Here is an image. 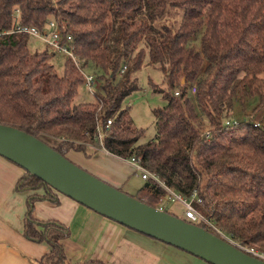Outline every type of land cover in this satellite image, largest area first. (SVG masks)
Wrapping results in <instances>:
<instances>
[{
	"label": "trees",
	"instance_id": "trees-1",
	"mask_svg": "<svg viewBox=\"0 0 264 264\" xmlns=\"http://www.w3.org/2000/svg\"><path fill=\"white\" fill-rule=\"evenodd\" d=\"M169 8L183 10L178 28H156ZM16 17L38 30L56 22L65 40L71 37L78 65L65 55L59 76L49 49L33 53L30 36L3 34ZM147 55L163 73L165 87L154 90L167 105L153 110L156 136L141 144L144 131L124 103L139 89L133 75ZM84 74L96 77L97 102L75 105ZM250 100H258L255 112L264 109V0H0V125L40 139L71 162L74 153L90 159L89 148L135 159L170 190L187 199L197 194L195 208L219 232L196 225L255 257L247 250L264 253V117L230 121L235 106ZM16 189L45 192L29 197L24 223L26 238L51 249L37 264H72L63 246L70 229L34 217L39 200L59 205L57 193L27 172ZM165 196L147 180L131 197L159 209Z\"/></svg>",
	"mask_w": 264,
	"mask_h": 264
},
{
	"label": "crops",
	"instance_id": "crops-1",
	"mask_svg": "<svg viewBox=\"0 0 264 264\" xmlns=\"http://www.w3.org/2000/svg\"><path fill=\"white\" fill-rule=\"evenodd\" d=\"M90 159L71 154L70 159L116 188H124L136 173L129 162L106 152L88 150ZM26 171L0 156V264H37L50 252L46 242H34L24 235L29 197L44 190L22 193L16 187ZM144 181V180H143ZM145 182V181H144ZM59 205L48 200L35 203L34 217L55 220L67 226L71 235L63 241L72 264L100 261L104 264H209L189 253L126 228L76 201L57 194Z\"/></svg>",
	"mask_w": 264,
	"mask_h": 264
},
{
	"label": "water",
	"instance_id": "water-1",
	"mask_svg": "<svg viewBox=\"0 0 264 264\" xmlns=\"http://www.w3.org/2000/svg\"><path fill=\"white\" fill-rule=\"evenodd\" d=\"M0 156L90 210L209 264H264L229 239L116 189L24 131L0 125Z\"/></svg>",
	"mask_w": 264,
	"mask_h": 264
},
{
	"label": "rangeland",
	"instance_id": "rangeland-1",
	"mask_svg": "<svg viewBox=\"0 0 264 264\" xmlns=\"http://www.w3.org/2000/svg\"><path fill=\"white\" fill-rule=\"evenodd\" d=\"M54 1L58 2L59 0ZM183 14L184 13L182 9L169 8L166 16L160 20H157L154 23V26L156 28L167 26L176 30L183 18ZM201 36V34L195 36L196 41L198 40L197 49L200 48L199 45L201 43ZM28 47L33 53H42L49 49L47 48L45 43L35 37H29ZM50 53H52L50 59L51 64L54 66L58 75L63 76L64 65L67 59L66 56L62 53L52 52L51 50ZM133 77L137 79L139 89L132 93L125 100L124 105L129 107V115L133 119L136 128L142 129L144 131V136L140 139V143L144 144L150 140H153L156 136V129L154 126L155 117L153 114V110L163 108L167 105V101L164 99V96L154 90V87H165L164 76L159 69V66L150 65L149 57L147 55L142 69L136 72ZM96 88H98V86H96L95 89ZM96 90L90 92L86 85L80 86L74 98V104L78 105L83 103L97 102V98L94 95V92ZM257 105L258 100H250L244 108L240 105H236L233 112V119L230 121L241 122L252 120L254 123L261 122L264 117V109L255 112L254 109ZM51 143L53 144V142ZM80 168L85 170L84 167ZM87 172L92 174L89 171ZM94 176L97 177L96 175ZM100 180L104 181L103 179ZM144 183L145 182L141 179L140 175L138 173H135L130 177V181L128 182L126 187L123 188V192L129 196H136L137 191L143 186ZM56 193L62 195L58 192ZM161 207L163 211L169 212L170 214L180 219H184V206L179 202H172L171 200H169L168 196L164 197ZM228 239L230 240V238Z\"/></svg>",
	"mask_w": 264,
	"mask_h": 264
},
{
	"label": "built area",
	"instance_id": "built-area-1",
	"mask_svg": "<svg viewBox=\"0 0 264 264\" xmlns=\"http://www.w3.org/2000/svg\"><path fill=\"white\" fill-rule=\"evenodd\" d=\"M14 21H15V24L12 30L4 32L3 34L15 33V34H25L30 37H35L41 40L43 43H45L47 48H49L50 50L66 55L67 57L71 58L75 62L76 65H78L74 52L71 51V49H69L68 47L69 43L72 41L71 37L67 36L65 40L63 32L60 30L56 22L50 21L48 25L46 26V28H44L43 30H38L37 28L20 25L17 17L14 19ZM84 78H85L86 86L88 87L89 91L93 92L95 90V87L98 85L96 81V77L92 74H84ZM196 92H197V87L195 85L191 88V95L195 96ZM237 123L238 121L234 122V124H237ZM226 124L229 125L231 123L227 122ZM110 125H111V121L108 122L106 127L108 128ZM98 138L100 140L102 138V132H100V129H99ZM129 162L135 167L136 173L140 175L142 180L155 181L161 187H163V189L166 191V196H168L169 200H171L172 202H179L180 204H182L185 208L184 217L186 219L190 220L193 224L204 222L208 226L213 227V225L209 221H207L197 211V209L194 206V202L201 203V200L198 198L197 194H193L191 198L187 199L184 196L167 188L162 182H160V180L158 179L156 175L147 171L135 159H131L129 160ZM159 209L163 210L162 208H159ZM214 229L217 230L216 228ZM247 252L253 254L255 257L261 260H264V253H258L252 250L251 251L247 250Z\"/></svg>",
	"mask_w": 264,
	"mask_h": 264
}]
</instances>
